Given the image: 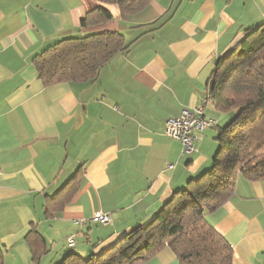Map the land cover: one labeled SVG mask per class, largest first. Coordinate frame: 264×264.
<instances>
[{
    "label": "crops",
    "instance_id": "1",
    "mask_svg": "<svg viewBox=\"0 0 264 264\" xmlns=\"http://www.w3.org/2000/svg\"><path fill=\"white\" fill-rule=\"evenodd\" d=\"M96 6L110 10L105 27L123 33L129 47L92 81L44 83L34 58L83 35L80 21ZM263 21L264 0H149L126 19L116 4L97 0H0L4 264H54L70 236L78 254L98 253L150 222L175 190L207 171L214 132L207 128L198 148L181 155L166 120L202 104L215 127L226 123L206 85L217 60ZM96 211L110 214L112 224L90 221ZM205 219L231 246L233 264H264V177L240 174L228 200ZM30 230L36 233L26 237ZM138 264L179 262L166 246Z\"/></svg>",
    "mask_w": 264,
    "mask_h": 264
},
{
    "label": "trees",
    "instance_id": "2",
    "mask_svg": "<svg viewBox=\"0 0 264 264\" xmlns=\"http://www.w3.org/2000/svg\"><path fill=\"white\" fill-rule=\"evenodd\" d=\"M97 1L116 4L121 19L149 4V0ZM111 20L113 15L104 6L87 12L80 21L83 35L52 43L34 58L40 79L50 83L97 78L115 53L129 47L123 33L105 27ZM206 98L227 115L216 135L212 166L175 190L150 222L123 234L112 246L88 255L68 246L54 264H138L166 246L179 264H233L231 246L205 214L228 200L240 174L248 180L264 177V21L248 29L236 47L217 60ZM70 184L64 186L67 192ZM65 196L69 199V194ZM31 233L36 231L30 230L26 237ZM0 264H4L1 247Z\"/></svg>",
    "mask_w": 264,
    "mask_h": 264
},
{
    "label": "built area",
    "instance_id": "3",
    "mask_svg": "<svg viewBox=\"0 0 264 264\" xmlns=\"http://www.w3.org/2000/svg\"><path fill=\"white\" fill-rule=\"evenodd\" d=\"M216 126V120L204 114L203 105L184 107L179 116L166 120L165 133L179 139L181 155L191 153L198 148L203 132ZM172 167V165H169ZM90 221H98L104 225L112 224V217L108 213L96 211ZM69 247L74 245V237L67 238Z\"/></svg>",
    "mask_w": 264,
    "mask_h": 264
},
{
    "label": "rangeland",
    "instance_id": "4",
    "mask_svg": "<svg viewBox=\"0 0 264 264\" xmlns=\"http://www.w3.org/2000/svg\"><path fill=\"white\" fill-rule=\"evenodd\" d=\"M222 113H223V112H222ZM219 125H220V126L215 127V128H209L211 131L214 132V136H216L217 133H218V131H219V129H220L221 127H223V119L220 120ZM214 143H215V148H216V149L214 148V151H216L217 148H218V142L216 141V139H214Z\"/></svg>",
    "mask_w": 264,
    "mask_h": 264
}]
</instances>
